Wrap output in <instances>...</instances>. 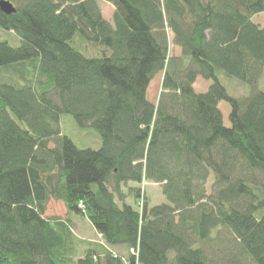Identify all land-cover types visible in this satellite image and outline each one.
I'll use <instances>...</instances> for the list:
<instances>
[{
	"label": "trees",
	"instance_id": "obj_1",
	"mask_svg": "<svg viewBox=\"0 0 264 264\" xmlns=\"http://www.w3.org/2000/svg\"><path fill=\"white\" fill-rule=\"evenodd\" d=\"M9 1L0 30L20 44L0 39V264H264V0H104L111 18L101 0ZM63 114L101 146L79 147ZM52 200L65 215L47 214Z\"/></svg>",
	"mask_w": 264,
	"mask_h": 264
},
{
	"label": "rangeland",
	"instance_id": "obj_2",
	"mask_svg": "<svg viewBox=\"0 0 264 264\" xmlns=\"http://www.w3.org/2000/svg\"><path fill=\"white\" fill-rule=\"evenodd\" d=\"M102 4V11L104 16L107 18H111L114 11V6L110 2H106L104 0H101ZM252 19L255 22H258L261 24V26H264V13H257L252 16ZM12 37L10 34L7 33L6 30H0V39L7 40L9 43L13 45L20 44V38L19 36H15L13 32H11ZM3 35V36H2ZM74 44L78 46V48L83 51L88 56H97L101 55L102 51L99 50L97 52V49L91 45H89L88 42L83 40L80 35L76 34L73 38ZM97 52V53H96ZM95 53V54H94ZM170 53L171 54H180L181 48L177 45H174L171 43L170 46ZM222 81L228 88L229 92L235 96H242L244 95V92L249 93L250 87L240 81L239 79L235 77H227L225 75H222ZM161 80H162V74H159L155 77V79L152 81L150 90H149V96L150 98L156 102L160 90H161ZM196 89L198 91L205 90L208 86V82L204 81L201 77L198 78L197 82L195 83ZM258 88L264 89V72L262 76L259 78L258 81ZM246 93V94H247ZM225 105H227V108L230 109V106L228 103L224 102ZM227 124H229L228 118H227ZM61 126L63 128V131L70 135L73 140L76 142V144L81 147H93L98 148L101 146V137L98 133V131L94 128H81L79 127L72 115L70 114H63L61 118ZM147 194L149 195L151 199V203L157 204L166 201L165 195L163 194L162 187L158 183H147L145 184ZM57 202V201H56ZM52 202V204L56 203ZM132 202V199H131ZM54 213L65 215V209L63 208L60 210L58 207H54ZM50 213V212H49ZM74 227L76 232L80 236H88L93 231L92 224L86 219L78 215H74Z\"/></svg>",
	"mask_w": 264,
	"mask_h": 264
},
{
	"label": "crops",
	"instance_id": "obj_3",
	"mask_svg": "<svg viewBox=\"0 0 264 264\" xmlns=\"http://www.w3.org/2000/svg\"><path fill=\"white\" fill-rule=\"evenodd\" d=\"M52 202H53V200L49 202L47 214L50 212L51 215H59V216H61L60 214H55L54 213L55 212L54 209H53L54 207H58V208H60V210H62L64 208L65 209V214H66V207H65V205L62 202L54 201V202H56L54 204H52ZM86 237L87 238H93V239L97 238L98 237V233H97L96 229L94 228L93 231ZM119 250L124 251L125 248H119Z\"/></svg>",
	"mask_w": 264,
	"mask_h": 264
},
{
	"label": "water",
	"instance_id": "obj_4",
	"mask_svg": "<svg viewBox=\"0 0 264 264\" xmlns=\"http://www.w3.org/2000/svg\"><path fill=\"white\" fill-rule=\"evenodd\" d=\"M0 7L4 12H6L8 14L16 11L15 5L12 2H10L9 0H1L0 1Z\"/></svg>",
	"mask_w": 264,
	"mask_h": 264
}]
</instances>
